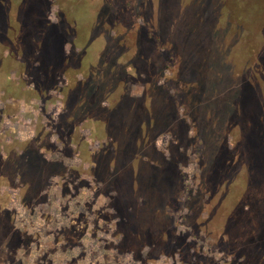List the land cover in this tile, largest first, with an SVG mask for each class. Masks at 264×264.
I'll use <instances>...</instances> for the list:
<instances>
[{"label":"rangeland","instance_id":"1","mask_svg":"<svg viewBox=\"0 0 264 264\" xmlns=\"http://www.w3.org/2000/svg\"><path fill=\"white\" fill-rule=\"evenodd\" d=\"M0 264H264V0H0Z\"/></svg>","mask_w":264,"mask_h":264},{"label":"flooded vegetation","instance_id":"2","mask_svg":"<svg viewBox=\"0 0 264 264\" xmlns=\"http://www.w3.org/2000/svg\"><path fill=\"white\" fill-rule=\"evenodd\" d=\"M24 143H25V146L28 145L27 142H24ZM10 144H11V146H12V145H13V146L10 148L9 152H10V153H13L14 156L16 155L17 152L19 153V155H21V154L23 153L24 150H20V147L17 145L18 143H17V141H16L15 139L10 140ZM13 148H14V151H13ZM24 149H25V148H24ZM10 163H13V162L11 161ZM64 171H65V170H62V173H60V174H59V173L52 174V177H56V176H57V177H59V178H64V175H65ZM17 173H18V172L16 171V172H14L13 175H16ZM68 173H69V171H68ZM14 179H15V178H14ZM15 181H16V179H15ZM11 183H12V182H11ZM8 187H9V189H13V188L16 189V190L18 189L16 185L13 187L12 185L10 186V184H9Z\"/></svg>","mask_w":264,"mask_h":264}]
</instances>
